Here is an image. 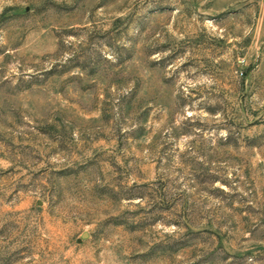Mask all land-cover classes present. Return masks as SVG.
I'll return each mask as SVG.
<instances>
[{
    "label": "rangeland",
    "instance_id": "obj_1",
    "mask_svg": "<svg viewBox=\"0 0 264 264\" xmlns=\"http://www.w3.org/2000/svg\"><path fill=\"white\" fill-rule=\"evenodd\" d=\"M0 264H264V0H0Z\"/></svg>",
    "mask_w": 264,
    "mask_h": 264
}]
</instances>
